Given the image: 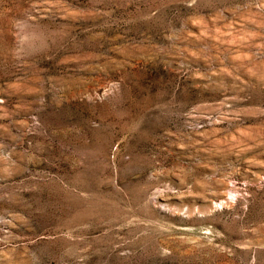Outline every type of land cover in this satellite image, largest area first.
<instances>
[{
	"label": "rangeland",
	"instance_id": "obj_1",
	"mask_svg": "<svg viewBox=\"0 0 264 264\" xmlns=\"http://www.w3.org/2000/svg\"><path fill=\"white\" fill-rule=\"evenodd\" d=\"M0 264H264V0H0Z\"/></svg>",
	"mask_w": 264,
	"mask_h": 264
}]
</instances>
